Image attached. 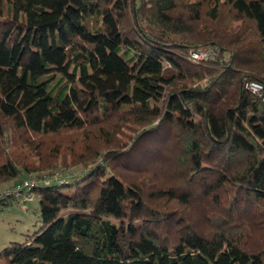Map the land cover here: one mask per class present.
Wrapping results in <instances>:
<instances>
[{
    "label": "trees",
    "instance_id": "1",
    "mask_svg": "<svg viewBox=\"0 0 264 264\" xmlns=\"http://www.w3.org/2000/svg\"><path fill=\"white\" fill-rule=\"evenodd\" d=\"M248 81L264 90V0H0V185L42 171L9 137L40 154L78 133L89 165L37 179L39 229L0 264H264Z\"/></svg>",
    "mask_w": 264,
    "mask_h": 264
},
{
    "label": "rangeland",
    "instance_id": "2",
    "mask_svg": "<svg viewBox=\"0 0 264 264\" xmlns=\"http://www.w3.org/2000/svg\"><path fill=\"white\" fill-rule=\"evenodd\" d=\"M78 133H75L71 136L70 133H66L63 136L55 137L54 140L58 142L56 144H52L49 141H46L44 147L41 149L40 154L36 150H32L30 148H15L11 145V138L5 139L4 145H9V150L14 153L16 151L19 154H24L22 157L29 158L31 162H34L37 167L42 169L41 172L38 174L32 173L27 174L25 173L24 176L19 179L18 181H9L2 185H0V192H3L9 188H12L18 185L23 180H34L38 181L42 179L46 182L52 181H60L62 179L68 180L70 177H82L86 170L88 169L89 165L85 167L84 165H76L77 158L72 156L70 158V154L74 155L73 153H69L66 150L68 145L71 144L72 141H75L78 144ZM6 137V136H5ZM80 138V137H79ZM90 138V142L93 139ZM119 139L122 137L119 136ZM58 145L61 147V154L58 156L56 160L53 159V156L50 154L51 149L53 146ZM79 145H78V147ZM76 148V150H77ZM83 149V148H82ZM65 150V151H63ZM70 151V150H69ZM72 151V150H71ZM80 151H77L78 154ZM85 153V152H84ZM17 154V153H16ZM88 153H85L86 155ZM101 161H99L100 163ZM101 164V163H100ZM68 178V179H67ZM40 183V182H39ZM33 195V194H32ZM39 203L38 197L36 195L32 196V201L27 202L26 204H21L16 200H8L7 203L0 206V252L7 247L10 243L13 242H24L26 237L31 236L35 231L39 229Z\"/></svg>",
    "mask_w": 264,
    "mask_h": 264
},
{
    "label": "built area",
    "instance_id": "3",
    "mask_svg": "<svg viewBox=\"0 0 264 264\" xmlns=\"http://www.w3.org/2000/svg\"><path fill=\"white\" fill-rule=\"evenodd\" d=\"M214 57L215 52L213 50L191 52L189 54V58L195 62L210 60ZM244 87L250 94L257 98H261L264 101V90L262 84L255 81H248L244 84ZM36 185L37 181L24 180L18 185L0 192V206L7 202L10 198H15L23 205L27 202H31L33 196L31 189Z\"/></svg>",
    "mask_w": 264,
    "mask_h": 264
}]
</instances>
